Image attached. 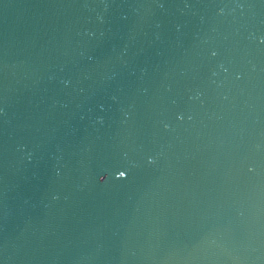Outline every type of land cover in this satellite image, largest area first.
Instances as JSON below:
<instances>
[{"label": "water", "instance_id": "1", "mask_svg": "<svg viewBox=\"0 0 264 264\" xmlns=\"http://www.w3.org/2000/svg\"><path fill=\"white\" fill-rule=\"evenodd\" d=\"M0 264H264V0H0Z\"/></svg>", "mask_w": 264, "mask_h": 264}, {"label": "snow or ice", "instance_id": "2", "mask_svg": "<svg viewBox=\"0 0 264 264\" xmlns=\"http://www.w3.org/2000/svg\"><path fill=\"white\" fill-rule=\"evenodd\" d=\"M213 55H215V53H213ZM120 172H121V175L123 176L124 175V171L122 170Z\"/></svg>", "mask_w": 264, "mask_h": 264}]
</instances>
